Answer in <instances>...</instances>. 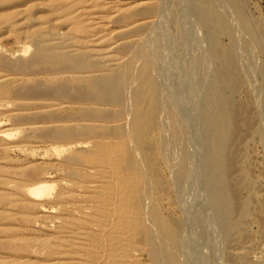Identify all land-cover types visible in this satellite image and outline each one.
<instances>
[{
  "label": "rangeland",
  "instance_id": "374dc122",
  "mask_svg": "<svg viewBox=\"0 0 264 264\" xmlns=\"http://www.w3.org/2000/svg\"><path fill=\"white\" fill-rule=\"evenodd\" d=\"M100 1L0 0V59L16 66L0 62V264H154L149 241L173 264H264V0ZM225 55L230 91L220 75ZM81 62L89 68L77 70ZM106 77L117 80L121 105L74 102ZM142 79L155 96L146 142L160 188L128 131ZM39 88L44 98L28 94ZM59 89L65 97L53 95ZM230 118L240 139L225 177L216 135ZM123 147L138 171L143 240L125 203ZM69 158L79 159L77 185L58 198ZM41 181L50 189L36 206L25 194ZM229 190L243 212L223 221L216 202ZM168 218L180 226L175 247Z\"/></svg>",
  "mask_w": 264,
  "mask_h": 264
},
{
  "label": "bare ground",
  "instance_id": "6f19581e",
  "mask_svg": "<svg viewBox=\"0 0 264 264\" xmlns=\"http://www.w3.org/2000/svg\"><path fill=\"white\" fill-rule=\"evenodd\" d=\"M2 1V0H1ZM12 1V0H11ZM32 1V0H31ZM113 1V0H112ZM4 2V1H3ZM74 2V1H73ZM102 2V0L100 1ZM116 2V1H115ZM27 5V4H26ZM89 5V4H88ZM105 5H107L108 7H110V2L108 1L107 3H105ZM20 7V6H19ZM123 7V6H122ZM111 10V9H110ZM152 10H142L140 15L142 16L144 14V12H151ZM155 11V10H154ZM76 12V11H75ZM145 13V14H146ZM101 14V13H100ZM105 14V13H104ZM137 15V14H136ZM139 15V16H140ZM199 19L204 20V22H206V18L203 17L202 15H198ZM70 19V18H69ZM85 20V19H84ZM12 21V20H11ZM92 22V21H91ZM118 23V22H117ZM134 23V22H133ZM113 24V23H112ZM213 24V22H212ZM44 25V24H43ZM102 26V25H101ZM221 27V25H219ZM86 27V26H85ZM122 27V26H121ZM208 27V26H207ZM89 29H91L90 27H88ZM84 30V29H83ZM114 30V29H113ZM141 31V29H140ZM100 32V31H99ZM91 35V34H90ZM14 36V35H13ZM93 36H95L93 34ZM119 37V36H117ZM138 37V36H137ZM100 38V37H99ZM85 40V39H84ZM100 40V39H99ZM115 43V42H114ZM91 48V47H90ZM119 48V47H118ZM126 48V47H125ZM120 51V49H119ZM116 54V53H115ZM4 58L1 60L0 62L3 61ZM20 60V59H19ZM39 60V56H36L31 63H36ZM76 61V59H74ZM73 60V61H74ZM79 61V60H77ZM4 62V61H3ZM2 62V63H3ZM29 62V61H28ZM5 66H6V61L4 62ZM8 63L9 60H8ZM11 64V63H10ZM8 65L7 64V68L9 69H15L16 66L14 64L12 65ZM29 64V63H28ZM27 64V65H28ZM37 64V63H36ZM22 66V65H21ZM39 66V65H38ZM66 66V65H65ZM73 66H75V63L73 64ZM151 66V65H150ZM40 67V66H39ZM60 67V66H59ZM62 67V66H61ZM58 68V69H61ZM68 67V66H67ZM78 67V68H77ZM77 70L80 69H88L89 67L87 66V64L85 62H81L77 64ZM121 67V66H120ZM232 67V61H231V57L229 55H225L223 57V59L220 60V75H221V82L223 85V88L225 90H232L235 86H236V79L234 78V76L232 75V73L230 72V69ZM23 69V66L21 67ZM55 68V67H54ZM70 68V66H69ZM144 68V67H143ZM151 68V67H150ZM18 69V68H17ZM43 69V68H41ZM73 69V67L71 68ZM52 70V69H51ZM50 70V71H51ZM57 70V69H56ZM63 70V68H62ZM76 70V69H75ZM97 70V69H96ZM9 71V70H8ZM12 71V70H10ZM9 71V72H10ZM16 71V70H15ZM43 71H47L44 70ZM71 71V70H70ZM13 72V71H12ZM78 72V71H77ZM68 73V72H67ZM96 73V72H95ZM148 73V72H147ZM54 74V73H53ZM118 74V73H117ZM149 74V73H148ZM59 75V74H58ZM7 77V76H6ZM116 77V76H115ZM115 77H106L104 79L99 80V82H97V90L95 93H86V92H82V91H77L74 95H73V100L75 103L79 104V103H87V102H92V101H100V102H105V103H109V104H113L116 106L121 105L122 101H123V95L118 87L117 84V80H115ZM145 77V76H144ZM139 79V78H138ZM125 82V81H124ZM86 84V83H85ZM40 85V84H39ZM37 85V86H39ZM59 85V84H58ZM36 86V87H37ZM41 86V85H40ZM87 86V85H86ZM92 86V85H90ZM123 86V85H122ZM35 88V86H33ZM54 87V86H52ZM58 87V86H57ZM125 87V86H124ZM60 88V87H59ZM66 88V86H65ZM28 90V89H27ZM76 90V89H75ZM237 91V90H236ZM125 92V91H124ZM15 94V91L14 93ZM28 94H30L32 97H45L48 93L43 92L42 90L39 89H33V90H28ZM52 94V93H51ZM65 91L64 90H58L55 91L53 95L57 96V97H65ZM227 94V93H226ZM160 95V93H159ZM23 98V97H22ZM127 98V97H126ZM160 98V97H159ZM131 99H132V112H131V119H130V125H129V130L131 135L133 136V138L135 139L136 145L138 146V148L140 149L141 154L144 157V162L145 163V167L148 171V173L152 174V177L154 178V180L157 183V187L160 188V183L158 182V176L156 173V170L154 169V164H153V158L151 156V152L150 151V145L146 142V138H147V134L150 131V129L153 128L154 126V118H155V96L154 94L151 92V90L148 88L146 81L144 79H142L138 86H136V88H134L132 90V94H131ZM221 100V99H220ZM230 100V99H229ZM24 101V100H23ZM64 104V103H63ZM68 104V103H66ZM207 104V103H206ZM223 104V103H222ZM76 105V104H75ZM220 107V106H219ZM51 108V107H50ZM161 108V107H160ZM221 108V107H220ZM223 108V107H222ZM221 108V109H222ZM224 109V108H223ZM123 110V109H122ZM29 111V110H28ZM32 111V110H30ZM160 111V110H159ZM24 112V111H23ZM223 112V111H222ZM225 112V111H224ZM73 114V113H72ZM124 114V113H123ZM122 115V114H121ZM225 115V113H224ZM123 116V115H122ZM53 117V116H52ZM75 117V116H74ZM85 117L90 118L91 121V117L92 115H90L89 113L85 114ZM93 117L98 118L99 120L105 121V119L107 118V116L104 115H93ZM159 117V116H158ZM129 119V118H128ZM97 120V119H96ZM120 121V120H119ZM75 122V121H74ZM68 123V122H67ZM219 123V122H218ZM121 126V125H120ZM219 126V125H218ZM85 127H87V125L85 124ZM128 127V126H127ZM122 132H123V128ZM219 129V130H218ZM216 130V129H215ZM217 144H218V148H217V164L221 166V168L225 171V177L231 172L233 166H234V159L237 155V150H238V142H239V132H238V126L236 124V122L234 121L233 118H230L229 120H225V122L223 123V125L220 128H217ZM243 130V129H242ZM241 130V131H242ZM161 132V131H160ZM124 133V132H123ZM129 133V132H128ZM107 134H116V135H120V133L115 132V131H109L107 132ZM54 135H58L57 133ZM64 135V134H63ZM81 135V134H80ZM84 135V134H83ZM97 135V134H96ZM215 136V137H216ZM128 137V136H127ZM159 138V137H158ZM114 139V138H113ZM216 139V138H215ZM78 141V140H77ZM85 141V140H84ZM163 141V140H162ZM162 143V142H161ZM153 144V143H152ZM162 146V145H161ZM164 146V144H163ZM135 147V146H134ZM83 148V147H80ZM137 148V147H136ZM136 150V149H135ZM134 150V151H135ZM160 150V149H159ZM163 150V149H162ZM161 153V152H160ZM138 156V155H137ZM88 157V156H87ZM140 159V158H139ZM77 158H69L68 160L64 161V167L61 169L62 170H70V172L67 174H62L64 177L60 178V181L63 185V187L61 188V190L58 193V198L67 194V193H71L73 190L69 191L67 190V187H65V184H71V185H77L76 183V172H75V166H77L78 163ZM140 164V163H139ZM214 164V163H213ZM119 165L122 167L123 171L129 175V178L127 179V181L125 182V188L128 192V196L125 199V203H126V207L129 211V217L132 220V233L134 236H137L139 238V240H143L144 238V232L142 229V221H141V205H140V200L136 197L135 194V190L132 187V181L134 176L137 174V170H135L134 165H133V153L131 151V149L123 147L122 150V158L119 161ZM209 165V164H208ZM143 166V165H142ZM211 166V164H210ZM144 167V166H143ZM209 167V166H208ZM212 167V166H211ZM85 168V167H84ZM92 169V168H91ZM104 169V168H103ZM144 169V168H143ZM145 169V170H146ZM26 173V172H25ZM24 173V174H25ZM26 176V174H25ZM137 176V175H136ZM184 178V177H183ZM145 179V178H144ZM143 179V180H144ZM150 179V178H149ZM142 180V181H143ZM146 180V179H145ZM151 181V180H150ZM148 182V181H147ZM101 183V182H100ZM162 183V182H161ZM67 184V185H68ZM215 185V182L214 184ZM148 186V185H147ZM151 186V185H150ZM33 187V186H32ZM149 187V186H148ZM215 187V186H214ZM151 188V187H150ZM166 188V187H165ZM164 188V189H165ZM50 186H48L46 181H41L38 182L37 186H35L34 188L30 189L27 191V193L25 194L28 198L32 199V202L34 203V205L38 206V205H43L41 201H43L44 197H46L48 195ZM164 189H161L162 191ZM2 190V189H1ZM232 191V190H231ZM229 190V195L226 198V201L223 200H219L217 203L218 207H219V211H220V216L222 217L223 221L226 219L227 215L232 211V210H240L242 211V207H239V205L237 203H235V199L233 197V194ZM125 192V191H124ZM238 192V191H237ZM236 192V193H237ZM25 193V192H24ZM146 193V192H145ZM165 193V192H163ZM234 193V192H233ZM83 194V193H82ZM151 195V194H150ZM172 196V195H171ZM235 196V195H234ZM20 198V197H19ZM153 198V197H152ZM29 200V199H28ZM217 201V200H216ZM174 202V201H173ZM81 203V202H80ZM143 203V202H142ZM65 205L64 201H60L59 205ZM241 206V205H240ZM116 212V211H115ZM146 212V211H145ZM149 212V211H148ZM37 214V213H36ZM235 214V212H234ZM237 214V213H236ZM235 214V215H236ZM245 214V213H244ZM14 215V214H13ZM234 215V216H235ZM60 217V216H59ZM63 217V216H62ZM168 217V216H167ZM220 217V218H221ZM111 219V218H110ZM170 220V218H168ZM173 219V218H172ZM27 220V219H26ZM171 226H172V233L170 235L169 238V242L170 245L172 247H175L177 240L176 237L178 236V233L180 231V226L178 223H176L175 221H171ZM231 223V222H230ZM236 223L238 224V222L236 221ZM121 224H124L123 222H121ZM147 224V223H146ZM157 224V223H156ZM236 224V225H237ZM229 225V223H228ZM9 226V225H8ZM20 227V226H19ZM229 227V226H228ZM227 227V228H228ZM170 230V229H169ZM47 233V232H46ZM75 234V233H74ZM31 236V235H30ZM153 236V235H152ZM157 236V235H156ZM182 236V235H181ZM156 239V238H155ZM154 239V240H155ZM158 240V239H157ZM142 242V241H141ZM150 242V247L153 251V256H154V264H160L159 263V258L162 256L164 257L165 261L169 264L170 262L173 261L169 260L168 258L165 257V254L163 253L164 251H162V247H159L158 243H156V241H149ZM179 245V244H178ZM31 251V250H30ZM151 251V252H152ZM16 252V251H15ZM32 253V252H31ZM106 253V252H105ZM104 253V254H105ZM38 254V253H37ZM103 254V255H104ZM151 254V253H150ZM9 257V256H8ZM161 257V258H162ZM35 259V258H34ZM61 260V259H60ZM54 261V260H52ZM127 263V262H125ZM165 264V263H163Z\"/></svg>",
  "mask_w": 264,
  "mask_h": 264
}]
</instances>
